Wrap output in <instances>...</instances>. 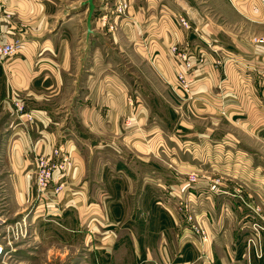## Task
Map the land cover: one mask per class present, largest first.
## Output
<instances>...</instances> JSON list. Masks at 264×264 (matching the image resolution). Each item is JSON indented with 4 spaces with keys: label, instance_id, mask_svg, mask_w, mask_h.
<instances>
[{
    "label": "crops",
    "instance_id": "1",
    "mask_svg": "<svg viewBox=\"0 0 264 264\" xmlns=\"http://www.w3.org/2000/svg\"><path fill=\"white\" fill-rule=\"evenodd\" d=\"M119 1L121 0H115V4ZM123 1L129 5L126 17L118 16L110 25L103 17H94L92 31L87 37V15L78 16L70 9L74 7L76 0H4L8 10L13 13L8 27L10 38H22L25 48L0 70V119L2 114L7 116L1 125H4V131H13L12 135L18 138L10 145L0 146V170H7L6 175L0 176V185L7 187L8 192L0 199L1 217H16L29 207L34 197L37 158L51 154L54 147L64 143L66 150L73 156L74 166L65 177L71 189H65L66 194L62 192L58 196V204L66 202L67 208L70 203L72 206H78L82 202L83 204L78 210L73 208L64 212L63 216L54 209L47 214L58 215L60 217L53 218L60 220L63 218L64 223L61 225L68 232L75 233L77 226L84 222L81 209L86 206L85 200L88 198L84 191L87 190L89 180H92V162L94 160L97 165L98 159L99 162L104 161L100 162L101 182L111 187L99 200L101 212L105 210L103 212L106 217L109 211L108 201L115 199L125 219L133 212L131 197L134 187L142 186L144 191L142 202L147 201V204H142L141 208L147 221L143 226H137L134 218H131L132 225L128 224L124 229L126 234L132 235L131 240L138 250V257L136 256L133 264H202L200 256L204 251L207 257H212L214 264H230L228 255L224 257L223 254L225 247L223 250L217 244L220 242L218 239L228 237V242L233 241L238 234V223L243 209L254 217L252 207L257 204L258 198L264 199V173L261 170L264 166L255 164L251 167L253 160L251 156L247 157L245 161L249 175L243 176L239 174V168H236L240 166L236 159L229 157L226 160L221 157V153L226 151L231 156L245 153L250 155L244 147L237 146L232 139L234 134H227L225 137L231 139L217 143L211 135L214 127H207L201 132L197 130L200 148L216 154V161L211 164L203 160V156L201 161H196L195 166L187 167L188 163L182 161V156L186 154L181 153L178 163L180 174L170 170L167 175L172 180V185L178 189L185 188V183L175 182L177 174L186 175V181L191 173L205 175L194 184L199 191H205V184L206 188L209 187L210 178L222 177V193L211 196L212 200L209 202L208 211L206 210L210 215L206 229L211 240L202 242V239L192 238L190 235L186 236L189 239H183L174 217L166 225L161 224V220L156 225L154 223V226L151 224L155 210H161L157 206L154 192V186L161 181L156 178V166L153 165L150 172L142 174L128 163L130 158L128 161L124 159V153L116 162L109 157L105 159L104 155L110 149L107 143L79 141L75 135L76 130L72 129L73 120L79 119L89 128L93 120H100L101 123L105 120L103 123L106 124H109V119L115 120L112 131L119 133L123 126L121 123L117 124V120L132 113L134 107L129 104H133L135 98V102L145 101L150 104L148 98L143 97V101H140L132 91L126 92V88H134L136 80L133 71L125 76L119 70L120 63L115 66L109 63L108 56L117 52L122 57L139 58L153 77L151 78L157 80L166 90L172 103L180 106L185 104L184 109L180 110V127H190L186 115L193 110L197 120L208 119L213 124H218V119L221 118L224 124L238 121L239 125H245L251 130L246 131L247 135L253 132L264 138V107H261L264 105V96L260 92L264 87V44L250 41L252 35L264 37V1L196 0L193 3L179 0L186 14L193 18L192 21L188 17L190 24L194 23L197 29V34L189 35L180 22L170 20L165 4L160 8L163 13L157 11L158 0ZM100 5L109 10L113 6L110 0H96L95 6ZM205 8H210L211 11L206 12ZM81 30L84 33V44L80 41V44L74 45ZM190 36L195 37L192 46L194 43L197 47L200 43L204 46L201 41H211L223 50L221 53L226 52L228 55L224 57L222 68L214 65V56L206 59L207 65L203 71H198L200 79L196 80L190 93L195 101H191V95L182 89L174 90L176 86L172 81V76L185 67L184 61L172 50V46L193 52V47L188 49ZM82 68L84 79L81 81L79 75ZM75 84H80L78 87L82 85L83 92L78 94L76 103L73 102L74 98L71 102L66 101L65 88L75 87ZM16 102L24 107L26 113L33 114L31 120H26L24 116L21 119L18 117L15 112ZM221 109L226 114L222 115ZM17 117L22 120V124ZM101 127L104 131L105 127ZM134 145L137 150L138 145ZM139 145L147 146L145 142ZM86 147L87 152H83ZM187 149L186 146L185 151ZM195 152L198 153L197 147ZM208 167L218 172L224 171L230 177L242 181L246 190L243 192L240 185L226 181L223 174L202 172L208 170ZM77 187H82L83 193ZM76 190L78 192H74ZM190 194H193L192 191ZM227 200L232 206L224 210L223 202ZM90 206L92 204L88 203L87 209ZM6 209L9 213L3 212ZM44 214L42 211L39 216L45 217ZM35 218V221L39 219L38 216ZM3 223H7V219ZM9 227L11 231V222L6 224L5 229ZM185 230L189 231L188 228ZM213 240L218 241L214 243ZM71 242L74 243L73 240Z\"/></svg>",
    "mask_w": 264,
    "mask_h": 264
},
{
    "label": "rangeland",
    "instance_id": "2",
    "mask_svg": "<svg viewBox=\"0 0 264 264\" xmlns=\"http://www.w3.org/2000/svg\"><path fill=\"white\" fill-rule=\"evenodd\" d=\"M95 1L96 0H94V3ZM187 1L194 3L196 0ZM124 2L125 1L121 0L115 4V0H110V3L113 5L111 6L112 8H110V10L105 9L103 5H100L99 7L95 6L93 18L103 17L102 19L107 21V24L110 25L115 21V19H117L118 16L126 17L128 14L129 5L124 7ZM86 3L87 0H76L74 7L70 9L75 12L74 14H78V16L81 15V17H86L87 15L88 17L87 13H89V5ZM163 4L166 5V11L169 12L171 21L178 23L180 22V17L184 16L189 21V24L191 23L189 20L190 15L188 13L186 14V11L183 10L179 0H158L156 4V7L158 8L157 11H161L160 8H162ZM205 10L206 12L211 11L210 8H205ZM159 13H163V11ZM190 19H193L192 16ZM84 20L81 24L82 30L84 29ZM193 24H190V29L183 26L187 30L188 35L197 34V31L195 30L196 27ZM82 30L79 31V36H77V38L74 40V45L75 43L78 44L80 41L82 45L84 44V33ZM88 35L90 34L88 33L87 37ZM254 37H256V35H252L250 37L251 42H254ZM81 38L83 39L80 40ZM194 38V36H190L191 43L195 42ZM201 42L204 43V46L200 43V45L197 47L195 46L196 43H194L193 46L191 45V48H195H192L191 50L196 55L205 53L207 58L212 55L214 56L215 60H222L220 64H216L214 62L215 66H220L219 68H222L221 66H223L225 63L223 60H225L224 57L227 53H221L223 50L221 48H217L211 43V41L210 43L203 41ZM116 53L113 52V54L108 56V59H106L109 60V63L113 64L114 66L117 65L116 63H120L119 70L125 76L126 74H129V71H133V77L134 80H136L134 88L132 86L131 88L128 87L126 88V92L132 91L133 94L137 96V98H140V101H143V97H146V99L148 98L147 101H149L150 104H146L145 101L144 103L135 102V98L134 103L129 104L130 106L134 107L132 113L123 115L120 120H117V124L121 123L123 126L122 131H118L119 133L112 131L114 130L113 126L115 120L110 119L107 122L109 124L103 123L105 120L102 121V123L100 120H93L91 128L85 126L83 121L76 119L73 120L74 128L72 129L76 130L75 135H77L78 140L83 143L84 141H94L97 143L102 142L105 144L107 143L111 150L109 149L106 155H104L105 159L109 157L116 162L122 158L121 155L124 153V159L128 161L127 159L130 158V162L128 163L133 165V167L135 166L136 169L142 174L150 172V169L153 168V165L156 166V178L161 179V181H159L158 184L154 186V192L157 196V206H159L161 210H157V208L154 212V215L151 217V224L153 226L154 223L155 225L158 224L159 220L162 221L161 224L166 225L168 224V221L174 217V219H177V228L181 230V236L184 237L183 239H189L190 237H186L187 235L192 236V238L197 237L202 239L203 236L199 235L193 226L197 225L204 229L203 231H205L204 233L206 235V238H203L200 241H210L211 238L206 229V223L210 220L209 212H207L208 205L210 204L209 202L212 200L210 190L208 187L206 188L205 184V191H199L200 189L198 190V188L196 189L195 187L190 186L188 180H185L186 175H178L180 174L178 163L181 153L186 154L182 156V161L188 163L187 167H190L191 165L195 166L196 161H201L203 156V160H206L211 164L212 161H216V154L214 155V153L206 151L208 149L203 150L200 148L199 143L197 142L198 135L196 134L198 131L201 132L202 130L207 129V127H214L215 130L211 132V135L215 138L217 143H222L223 140L226 141L227 139H231L225 137L227 134H234L232 139L236 141L237 146L241 145L246 149V151L250 152V155L245 153L241 155L236 154L235 156H231V154L227 151L225 153H221V157L225 158L226 160H228L229 157L236 159V163H240V166L236 167L239 168V174L247 176L248 172L246 168L248 167L246 166L245 161L247 157L251 156L253 160L254 164H252L251 167H254L255 164L264 166V138L262 136H258V134L255 135L253 132L247 135L246 131L251 130L247 129L249 127L245 125H239L237 123L238 121H235L236 123L232 122L233 124H224L222 123L223 118H221L218 119V124H213L212 120H197L196 114L194 113L195 111L193 110H191V114H188V116L186 115L189 121L187 123L190 125V127H180L178 124L180 110L184 109L185 104L182 106H180V104H173L171 99L167 96L166 90H164V88L158 84L157 80L152 79L153 77L151 76L150 72H148L144 62H142L139 58L135 57L132 59V57H122L119 55V53ZM220 54L221 56H219ZM226 56L228 57V55ZM195 63V71L192 74L194 79L193 87L196 80L200 79V77H198V71H203L207 65V61L203 63V67L199 70H197V61ZM177 73L172 76V81L176 86L175 89H173L181 90L182 88L179 86L177 80ZM79 76L80 80L82 81L84 79V68L81 69ZM77 85L80 86V84ZM77 85L75 84V87L69 86L65 88L64 91L66 93L64 94V98L66 101L71 102L73 98V102L78 100V94L83 92V88L82 85L81 87H78ZM193 89L194 88H192L190 92H186L183 89L182 91L188 95H191L190 93H192ZM260 92L261 95L264 96V87ZM133 94L132 99L134 98ZM150 98H153V100L150 101ZM190 100L195 101L193 95H191ZM261 107H264V105ZM123 108V111H125L124 105ZM15 112L19 115V118L22 117L21 112ZM221 113L222 115L226 114L224 109H221ZM18 117L17 119L19 123L22 124V120H20L21 118L19 119ZM6 119L7 116L2 114V118L0 119V146L10 145L18 140L17 137L12 135L14 134L13 131H4L5 129L2 128L4 125H1V123ZM101 126H104V129L107 131H102L103 127ZM142 142H145V145H147L145 146L146 148L142 145H139ZM134 143L138 145L137 148L139 150L134 148L136 147ZM63 144L64 143H62V145ZM186 146L188 149L185 151ZM196 147L198 153L195 152ZM83 152H87V147L83 149ZM100 162L104 163L103 160H100ZM100 162L98 159L97 165L94 164V160L92 162V180H89L87 190L84 191L82 187H77L79 192L83 193L84 191L87 193L88 198L85 200L86 206L84 205L81 209V218L84 220V222L77 226L75 233L68 232L62 227L61 224L64 223L63 218L60 220L59 218H53L54 216L60 217L58 215L53 216L51 213L47 214L49 212V208H46L44 212L45 217L39 216V213H41L42 210L39 208L37 211V209L39 207V200L42 198V193L38 190L37 179H35L36 182L33 183V200L30 202L29 207H27V209L22 214H19L16 217H1L0 214V236L6 246V264H133V261H135V258L138 255V250L134 247V243L131 240L132 235L129 236L126 234L124 229L125 226H128V224L132 225L131 218H134L133 220H135L137 226H143V223L147 221V216L146 214H142L141 208L142 204H147V201L142 202L144 191L142 186L134 187L131 197L133 212L130 213L129 216H126L125 219L123 218V212L118 209L116 203L117 201L115 199L108 201L109 211L108 217H106L105 213L103 212L105 210H102L101 212L99 200L106 194V192L111 189V187L105 186L104 182H101V172H99L101 166ZM219 163L222 164L223 162L219 161ZM37 170L38 167H36V176ZM170 170H174L178 173V176L176 175L175 182L177 184L184 182L185 188L179 187L178 189V187L176 188L175 185H172V180H169L167 176ZM187 170L189 171V169ZM261 170L264 173V169ZM206 171L210 173L218 172L217 170L209 167L208 170H204L202 172ZM6 174L7 170H0V176ZM218 174H223V176L226 178V181L235 182V184L240 185L243 192L246 190V186L243 185L244 183H242V181L230 177L228 174H225L224 171H220ZM204 176L205 175L199 174L200 178ZM219 177L222 179L221 176ZM66 181L64 182L63 186V194H66L67 192L65 189L70 188L68 187L69 184ZM50 185L51 186H49V190H53L57 183L53 182ZM113 188L115 189V187ZM118 188H116V190ZM6 190L7 187L5 188L0 185V199L1 197L7 195L8 192ZM51 190L46 191L45 194L49 196L50 192H52ZM78 191L76 190L74 192ZM182 191L185 192L182 193ZM191 191L193 194H190ZM186 200H189L190 202L189 206L192 210V218H189L187 215H185L183 207L185 204L184 201ZM257 200L258 201H256V203L260 206V209L264 214V199L258 198ZM88 203L89 205L92 204V206L87 209ZM70 204L71 205L68 206L69 208H67L65 206L66 202L64 204L60 203L56 205L58 210H55L60 213L59 215L63 216L64 212H68L73 208L78 210V207L82 205L83 202L79 203L78 206H76L77 204L74 206H72V203ZM230 205L232 206L231 202L228 200L223 202L224 210L228 209ZM111 207H113V209ZM247 207L249 206L247 205ZM0 209H2L1 206ZM3 212L9 213V210L6 209ZM36 216H38L40 219H37V221H39L38 225L37 221H35ZM4 219H7V223L5 224L3 223ZM17 221L21 222L18 223ZM240 221L238 223L240 225L238 226V234L235 239H233V241L228 242V237H220V239L217 238L220 241L217 244L222 247L223 250L225 247L223 253L225 255L224 257H227L228 255L230 264H264V231L261 233L260 240L259 238L256 240L257 245L260 242L263 255L260 251L256 252L255 246L252 242L251 244L248 243V238H253L254 236V230L252 227L253 222L259 221L261 224H264V219L260 216L252 217L250 213L248 214V212L243 209ZM10 222L13 226V230L8 231V229H5V227L6 224ZM186 228L189 229L188 232H186ZM72 240L74 243L71 242ZM218 240L213 241L215 243ZM68 241H70V243H68ZM201 253L203 254V256L202 254L200 256L202 264H214V262L211 261L212 257H207L205 251ZM257 253H260L261 255L259 256Z\"/></svg>",
    "mask_w": 264,
    "mask_h": 264
},
{
    "label": "built area",
    "instance_id": "3",
    "mask_svg": "<svg viewBox=\"0 0 264 264\" xmlns=\"http://www.w3.org/2000/svg\"><path fill=\"white\" fill-rule=\"evenodd\" d=\"M127 5V3H124V7H127ZM12 19L13 13L8 10L4 0H0V70L5 65V63H7L10 59L20 55L25 48V41L22 38H10L8 27H10L9 23L10 21H12ZM180 23L188 29L191 28L189 21L184 16L180 17ZM195 30L197 31V29ZM253 40L255 43L264 44V37L256 36L253 38ZM190 41L188 42V49H191ZM172 50L178 54V56L184 61L185 64L184 69L178 71L177 73L178 84L183 90H185L186 92H190L193 88L194 83L192 74L195 71V62L197 61V70H199L203 67V63L206 62L207 56L205 53L196 55L194 52L180 50L176 45L172 46ZM214 62L216 64H220L222 60L216 59ZM16 111L21 112L22 116L26 117V120H31L33 118V114L26 113L24 111V107L18 102H16ZM73 166L74 160L72 158V155L62 144L54 147L51 154L47 156H39L37 158V187L38 190L42 193V198H40L39 200L38 207L41 208L40 210L45 212L46 208H49V211L57 209L56 205H58V196L63 192L65 177H67L66 175H68ZM199 179L200 177L198 173H191L188 176V183L190 184V186L195 187L194 184L198 183ZM53 182H56L57 185L54 186L53 190L50 189L52 192H50V195L48 196L47 194H45V192L50 191L49 186H51L50 184ZM221 182L222 179H220L219 176H215L209 179L208 188L210 190L211 196L222 192ZM184 202L185 204L183 208L185 211V215H187L189 218H192V210L189 206L190 202L189 200H186ZM251 211H253L255 217L260 216L264 219V214L262 213L263 211L260 209V206L258 204L252 207ZM193 226L196 232L199 235L203 236V238L205 239L206 235L204 233L205 231H203L204 229L197 225ZM252 227L254 230V236L253 238H248V243L251 244L252 242L255 246L256 252L260 251L263 255L260 242L257 245L256 240L257 238H259L260 240L261 233L264 231V224H261L259 221H255L253 222ZM11 230H13V228H11ZM8 231H10V227L8 228ZM5 253L6 246L0 236V264H6ZM261 254L259 253L258 255L260 256Z\"/></svg>",
    "mask_w": 264,
    "mask_h": 264
},
{
    "label": "water",
    "instance_id": "4",
    "mask_svg": "<svg viewBox=\"0 0 264 264\" xmlns=\"http://www.w3.org/2000/svg\"><path fill=\"white\" fill-rule=\"evenodd\" d=\"M89 5V13L87 17V31L90 34L92 31V19L95 12V3L94 0H87V3Z\"/></svg>",
    "mask_w": 264,
    "mask_h": 264
}]
</instances>
